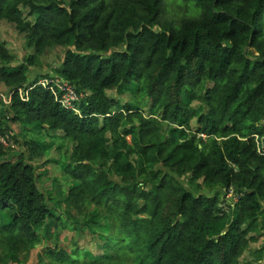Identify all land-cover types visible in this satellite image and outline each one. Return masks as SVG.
Segmentation results:
<instances>
[{
	"label": "trees",
	"instance_id": "16d2710c",
	"mask_svg": "<svg viewBox=\"0 0 264 264\" xmlns=\"http://www.w3.org/2000/svg\"><path fill=\"white\" fill-rule=\"evenodd\" d=\"M0 21L32 50L13 64L0 41V87L14 91L1 131L58 133L73 181L53 208L36 171L47 147L20 141L15 160L0 147V264L43 240L37 264H264V0H0ZM50 48L60 63L28 81ZM53 78L79 114L36 85ZM133 83L143 109L107 94ZM82 227L98 252L85 263L76 239L69 254L51 245Z\"/></svg>",
	"mask_w": 264,
	"mask_h": 264
},
{
	"label": "rangeland",
	"instance_id": "374dc122",
	"mask_svg": "<svg viewBox=\"0 0 264 264\" xmlns=\"http://www.w3.org/2000/svg\"><path fill=\"white\" fill-rule=\"evenodd\" d=\"M174 7L173 4H170L168 6V9ZM171 11V10H170ZM264 24V22H263ZM0 41H3L6 43V47L9 50V53L13 55L14 63H21L28 55L32 53L31 49H25V39L22 35L18 34L14 28L6 23L5 21H0ZM64 49H56V48H50L45 51L44 54H42L38 61H36L37 65L35 67H32L27 72V78L28 81L32 79L31 77H36L38 74L40 75H47L51 72V70L57 66L62 57H63ZM1 88V87H0ZM4 90L5 88H1ZM138 87L134 86V83L131 85V87L127 90H123L120 92H114V91H108V95H114L115 97L119 98L121 102L130 103L132 105L133 109H143L145 106V100L144 97L137 92ZM10 127L14 129V134H16L17 140L22 142L23 140H33L38 147L46 146V150L43 151V157L39 160L38 165L45 162V158H50L51 163L49 164H43L42 166H38L36 168L37 174H43L46 172L47 177H40V189L48 194L49 199L47 200V203L50 202L55 203L57 201H62V195L59 194L57 191L59 188L61 189L62 193H65L67 188L70 186L71 181L68 176L63 174V168L66 163H68V141L66 139L62 140V137L56 133L55 135H48L44 136L45 133L38 134L36 129H26L25 125L22 123V126L16 123H10ZM18 134V136H17ZM129 140V139H128ZM19 152H15L11 154V160H15L18 158ZM44 168V171L42 170ZM55 178V179H50ZM73 182V181H72ZM209 193L208 191H203V193ZM216 190L211 191V193H215ZM228 200H231L232 203L235 201V198H233V195L231 193H228L226 196ZM237 199V198H236ZM61 203V202H60ZM59 203V204H60ZM53 208H56V205L53 206ZM55 210V209H54ZM56 211V210H55ZM59 213V214H57ZM105 212H101V215ZM56 214L62 218L63 221H66V218L60 214V211H56ZM67 222V221H66ZM61 224H64L62 222ZM55 230H52L53 233ZM58 235L56 237L57 243L51 241V245L59 249L60 247L64 249L66 253H70L71 249L73 248L72 240L76 239L78 243L79 248H85L88 251H86V254L81 255L79 258L82 262H89L92 261L91 259H88L87 256L91 255L92 257H96L97 255V249L95 247L94 241L95 237L93 238L91 236L92 232H96L95 228H93L91 231L85 230L84 227H82V232H86L84 235H81L79 237L76 236L75 232L70 231V229L66 230H58ZM103 240V236L100 237ZM74 241V240H73ZM34 249L31 251L28 261L25 264H37L38 256L42 255L43 249L48 247L50 244L46 242V240H43L37 244ZM258 246V244L256 245ZM81 251V250H80ZM83 252V251H82ZM87 255V256H86ZM75 256V255H73ZM246 257V255L244 256Z\"/></svg>",
	"mask_w": 264,
	"mask_h": 264
},
{
	"label": "built area",
	"instance_id": "2783aa9c",
	"mask_svg": "<svg viewBox=\"0 0 264 264\" xmlns=\"http://www.w3.org/2000/svg\"><path fill=\"white\" fill-rule=\"evenodd\" d=\"M52 83L59 89V91L61 93L60 97L58 98L57 94L55 92V95H56L55 99L63 107H65L67 109H72L77 114H79V112L74 108L73 105L75 103L79 102V100L81 99V96H79L76 93L75 89L70 84H68L67 82H65L63 80L53 78V79L39 80L36 85L42 86L44 89L52 90V88L50 86ZM31 88L32 87H29V88L25 87L24 89H21V88L17 89V92L23 101L27 100V92ZM13 92L14 91H11V90L10 91L7 90L5 92L0 91V103H2V106L0 104L1 107L6 108V106L10 105L11 96H12ZM6 118L8 119V116ZM0 123H1V119H0ZM1 128H2V126L0 125V147L3 148L4 152H9V155L12 153H15V152H19L17 154H20L23 150V146H21L19 141L18 142L14 141L11 137V134H9L7 132H2ZM229 193H231L233 195L232 191H230ZM227 195H228V193H227ZM226 196H225V198H226ZM233 198H235V201H236V197L234 195H233ZM235 201H233V203Z\"/></svg>",
	"mask_w": 264,
	"mask_h": 264
},
{
	"label": "crops",
	"instance_id": "0c3cea01",
	"mask_svg": "<svg viewBox=\"0 0 264 264\" xmlns=\"http://www.w3.org/2000/svg\"><path fill=\"white\" fill-rule=\"evenodd\" d=\"M8 89L7 88H5L4 90H3V92H5V91H7ZM0 91H1V89H0ZM18 124V123H17ZM19 125V124H18ZM19 127H20V125H19ZM12 128V127H11ZM13 130V133H14V129H12ZM16 135V134H15ZM19 156V155H18ZM10 159H11V154H10Z\"/></svg>",
	"mask_w": 264,
	"mask_h": 264
}]
</instances>
